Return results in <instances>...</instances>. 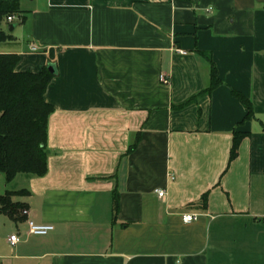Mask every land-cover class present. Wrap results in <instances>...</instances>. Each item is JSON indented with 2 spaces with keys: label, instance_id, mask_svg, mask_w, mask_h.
<instances>
[{
  "label": "crops",
  "instance_id": "1",
  "mask_svg": "<svg viewBox=\"0 0 264 264\" xmlns=\"http://www.w3.org/2000/svg\"><path fill=\"white\" fill-rule=\"evenodd\" d=\"M263 3L29 0L0 53L54 69L47 172L8 183L27 215L4 214L0 264H264Z\"/></svg>",
  "mask_w": 264,
  "mask_h": 264
},
{
  "label": "trees",
  "instance_id": "2",
  "mask_svg": "<svg viewBox=\"0 0 264 264\" xmlns=\"http://www.w3.org/2000/svg\"><path fill=\"white\" fill-rule=\"evenodd\" d=\"M18 0H0V42L12 36L2 27L7 16L20 14ZM19 56L14 53H0V173L5 182L10 183L17 174L43 176L47 172V125L53 106L45 101L44 93L54 73L47 67L39 72H18L15 67ZM211 61V60H210ZM211 83L208 90L215 88L220 80L211 62ZM246 109L242 121L254 117L252 102L242 93L233 91ZM188 102V101H187ZM186 101L181 105L187 103ZM247 132L234 131L230 159L237 156L241 140ZM132 145L128 152L134 149ZM26 189L6 190L0 194V212L14 222L23 219L21 211L25 203L14 200L17 196L28 195ZM202 199L205 201L206 197ZM119 199L114 191L112 196V215L116 216Z\"/></svg>",
  "mask_w": 264,
  "mask_h": 264
},
{
  "label": "built area",
  "instance_id": "3",
  "mask_svg": "<svg viewBox=\"0 0 264 264\" xmlns=\"http://www.w3.org/2000/svg\"><path fill=\"white\" fill-rule=\"evenodd\" d=\"M263 8H264V3H263ZM6 19H7L8 23H11L14 19V16L13 15L7 16ZM31 50L35 51V50H37V47L33 45V46H31ZM159 81L163 84H169V78L166 75H161L159 78ZM157 192H158V195L160 197H162L164 195L163 190H157ZM22 213H23V215H27V210H23ZM181 219L183 222L189 223V222L197 219V216L194 214L184 213L181 215ZM27 225H28V233L34 234V235H46L47 233H49L53 229V226L50 224L35 223L32 220H28ZM19 239H20L19 235L12 234L8 238V241L11 245H13V244L17 243L19 241Z\"/></svg>",
  "mask_w": 264,
  "mask_h": 264
},
{
  "label": "rangeland",
  "instance_id": "4",
  "mask_svg": "<svg viewBox=\"0 0 264 264\" xmlns=\"http://www.w3.org/2000/svg\"><path fill=\"white\" fill-rule=\"evenodd\" d=\"M19 1V8L20 10H25L27 8V5L29 4V0H18ZM16 16L14 17L13 20V25L14 26H19V17L18 14H15ZM2 27H4V31H6V33L10 34V35H15V31H8V22L6 19H4ZM16 31H19L18 29ZM0 45H6L4 43H0ZM7 45H12V44H7ZM17 183L19 180H16ZM14 183V182H13ZM11 183V185H8L5 182L4 176L0 173V194H3L7 189H11L12 186H14V184ZM19 184V183H18ZM10 222H8L6 216L0 212V237H4L7 231V225H9ZM13 225H15L14 222H12ZM11 225V224H10ZM9 227V226H8Z\"/></svg>",
  "mask_w": 264,
  "mask_h": 264
},
{
  "label": "water",
  "instance_id": "5",
  "mask_svg": "<svg viewBox=\"0 0 264 264\" xmlns=\"http://www.w3.org/2000/svg\"><path fill=\"white\" fill-rule=\"evenodd\" d=\"M13 28H14V25H13V24H9V25H8V31H9V32L13 31ZM47 68H48V70H49L50 72L54 73V69H53V67H52L51 65H49Z\"/></svg>",
  "mask_w": 264,
  "mask_h": 264
}]
</instances>
